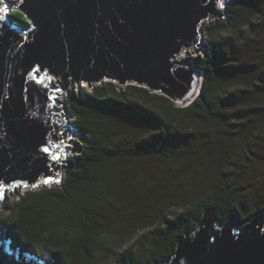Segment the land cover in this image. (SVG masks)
Instances as JSON below:
<instances>
[{
  "label": "trees",
  "instance_id": "1",
  "mask_svg": "<svg viewBox=\"0 0 264 264\" xmlns=\"http://www.w3.org/2000/svg\"><path fill=\"white\" fill-rule=\"evenodd\" d=\"M222 7L224 17L204 26L207 48L186 58L202 73L199 93L189 105L176 106L142 87L121 90L111 82L66 99L80 145L57 180L25 188L7 218L0 219L16 240L37 255L40 247L56 264H160L195 229L204 208H214L221 223L231 212L238 217L237 194L247 164L264 162V0H230ZM9 16L27 24L18 11ZM130 123L136 125L133 133L124 127ZM222 150L230 160L246 163L226 172L215 189H202V170L211 165L205 152L220 164ZM175 152L196 158L197 181L190 184L196 189L183 200H166L157 214L126 210L122 193L107 183L115 162H171ZM137 180L151 182L145 176ZM263 212L264 197L247 220ZM245 221L236 220L238 225ZM120 231L129 244L118 251Z\"/></svg>",
  "mask_w": 264,
  "mask_h": 264
},
{
  "label": "water",
  "instance_id": "2",
  "mask_svg": "<svg viewBox=\"0 0 264 264\" xmlns=\"http://www.w3.org/2000/svg\"><path fill=\"white\" fill-rule=\"evenodd\" d=\"M229 1L0 0V16H5L0 21L4 195L13 193V185L30 189L46 178L57 180L71 164L64 156L76 151L68 140L78 139L77 130L57 98L72 96L74 87L78 93L82 83L89 90L103 82L142 87L176 106L189 105L199 93L202 73L182 57L207 48L202 28L222 19L221 4ZM11 8L27 18L25 26L10 18ZM53 154L60 160L53 161ZM236 218L231 212L221 223L214 208H204L195 229L160 264H264V212L241 225ZM4 237L0 264H55L33 249L22 252L18 239L14 245L11 236Z\"/></svg>",
  "mask_w": 264,
  "mask_h": 264
},
{
  "label": "rangeland",
  "instance_id": "3",
  "mask_svg": "<svg viewBox=\"0 0 264 264\" xmlns=\"http://www.w3.org/2000/svg\"><path fill=\"white\" fill-rule=\"evenodd\" d=\"M15 1L16 0H9V3L13 4ZM13 11H17V9L11 8L9 10V14ZM211 21L212 20H210L209 22ZM204 26L202 28L203 34L205 32ZM200 50L197 53H193L191 51L188 52L187 54H185V56L182 57L183 60L186 61V58L188 57L200 55L203 49L201 48ZM124 87L125 86L119 88L122 90V88ZM67 91L70 92V88H68ZM87 91H89L88 87L82 83L78 93L77 87H74L72 89V96L79 97L81 94ZM72 96L69 93H65V96L62 97L63 100H61L60 97L57 98V104L62 105V108L65 109L66 113H68V123L74 124V117L71 113L68 112V109L66 107V99ZM57 107L60 109V106ZM124 127L126 131H128L129 133H133L135 132L136 125L135 123H130V125L125 124ZM174 131H178V133L180 132V130H176V128H174ZM178 136L180 137L181 135ZM68 142H72L73 148L75 149L76 146L80 145V141H78L77 138H70ZM73 148H70V150H73ZM206 152H208V149L206 150ZM206 152L205 155L208 157V161L211 165L206 164L205 168L202 170V176L205 180L204 185L203 183H201V186L203 185L202 189L206 186L215 189L216 187L221 185V180L226 172H233L237 169H240L242 165L246 163V161L242 163L237 160H230V153L228 151L225 153V151L222 150L219 155V160L221 161H219V164L218 162H215L213 159H211L209 153ZM175 153L176 154H170V159L172 160L171 162L163 161V159L137 161L135 158L129 161L122 160L115 162L111 169V176L109 175L111 181H108L107 183H109L110 186L115 188L118 192L122 193L120 194L121 201L123 202L126 210H130L132 207H134V209L144 211L147 214H157L158 210L161 207V204L166 202V200L175 197H182L181 199L183 200L184 197L190 194L193 189H196V187H190V184H196L195 182L197 181L198 173L192 170V166L196 158L189 159L190 157H192V155L190 156L188 154L185 156V154L182 153ZM75 154L76 151H73V153H69L68 155L65 154L64 157L67 160L71 161L72 155ZM262 163L263 164L250 162V164H247V169H245L246 177L237 194V210L239 215L236 220L239 218L248 221L247 219H249L252 210L258 208V206L260 205V201L264 197V162ZM143 176L150 179L151 182L149 181L150 183L146 184L145 182L137 180V178H141ZM62 178L63 174L61 175V181ZM12 192L13 193L11 194V191H9L10 194H8V191H6L4 195V199L2 200V207H0V219L7 218V215L11 211L12 203L16 202L17 199L23 195L25 189L24 187H16ZM174 213L175 210L173 209L168 212L169 216ZM148 221H150L149 218H142L141 222L145 223ZM3 228H6V230L3 231V233L6 234L5 236H11L13 238L12 240L14 245L19 243L15 239L14 235L10 232L8 223L4 225L0 224V231ZM143 231L144 230L137 231L138 233H135V238L138 237V235ZM126 236L127 235L121 231L116 235L114 245L115 250L119 249L118 251H120L128 246L129 243H125ZM27 250L30 251L31 249L25 245L21 247L22 252ZM36 250L40 253L39 256H42L43 254L45 255L44 252H41L40 247H36Z\"/></svg>",
  "mask_w": 264,
  "mask_h": 264
},
{
  "label": "snow or ice",
  "instance_id": "4",
  "mask_svg": "<svg viewBox=\"0 0 264 264\" xmlns=\"http://www.w3.org/2000/svg\"><path fill=\"white\" fill-rule=\"evenodd\" d=\"M22 2H23V0H21V3H22ZM8 6H9L8 4H5V8L2 9V11H6ZM221 6H223V5L221 4ZM4 19H5V16H0V21H3ZM24 19L26 20L27 18L24 17ZM34 71H35V70H34ZM36 82H37V84L42 83L41 80H37ZM44 87H47V85H44ZM55 90H56V91H59V88H56ZM50 99H55V97H50ZM53 147H58V145H53ZM43 151H44L45 153H47V152L49 151V149H48V148H45V149H43ZM51 159H52L53 161H58V160L60 159V157H59L58 155L53 154V155L51 156ZM50 182H52V181H51V178H46V179L43 181V183H45V184H48V183H50ZM55 182L58 183L59 181H55ZM19 186H20V185H13V187H19ZM23 186H24V187H28L27 184H24ZM37 186H38V185H35V184L32 185V187H37ZM4 192H5V186H4L3 183H0V198H3V196H4ZM5 242H6V241H5V237L3 236L2 233H0V246H2Z\"/></svg>",
  "mask_w": 264,
  "mask_h": 264
},
{
  "label": "bare ground",
  "instance_id": "5",
  "mask_svg": "<svg viewBox=\"0 0 264 264\" xmlns=\"http://www.w3.org/2000/svg\"><path fill=\"white\" fill-rule=\"evenodd\" d=\"M205 46H207V45H206V43H205ZM24 189H25V188H24ZM13 190H14V189H13ZM2 234H3V236H5V235H6V234H4V233H2Z\"/></svg>",
  "mask_w": 264,
  "mask_h": 264
}]
</instances>
